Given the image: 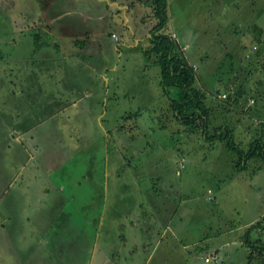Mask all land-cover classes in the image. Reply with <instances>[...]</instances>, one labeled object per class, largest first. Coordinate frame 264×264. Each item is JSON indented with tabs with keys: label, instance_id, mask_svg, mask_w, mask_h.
Returning <instances> with one entry per match:
<instances>
[{
	"label": "rangeland",
	"instance_id": "rangeland-1",
	"mask_svg": "<svg viewBox=\"0 0 264 264\" xmlns=\"http://www.w3.org/2000/svg\"><path fill=\"white\" fill-rule=\"evenodd\" d=\"M125 1L0 0V264H72L59 256L72 241L84 244L77 264H205L203 250L218 257L208 264H248L242 235L264 216V161L237 172L223 142L173 116L145 55L152 0ZM165 9L162 34L206 91L209 133L227 126L242 150L264 139V0ZM36 34L49 46L35 51ZM168 214L169 258H123V243ZM250 235L264 243V228Z\"/></svg>",
	"mask_w": 264,
	"mask_h": 264
},
{
	"label": "trees",
	"instance_id": "trees-1",
	"mask_svg": "<svg viewBox=\"0 0 264 264\" xmlns=\"http://www.w3.org/2000/svg\"><path fill=\"white\" fill-rule=\"evenodd\" d=\"M165 7L166 0H152L151 10L156 17V23L153 26L154 32H150L149 46L145 55L152 57L153 63L159 68V86L170 101L169 109L173 116L185 126L191 127L199 123L200 133L206 141L223 142L226 149L235 154L236 160L233 165L237 172L243 171L251 159L264 161V139H253L247 148L242 150L235 144L232 130L227 126H219L209 133L210 110L204 103L206 91L196 86L198 77L195 69L180 55L175 41L171 36L162 34V29L167 21ZM33 38L35 51L41 49L43 45H48L47 42L40 40L39 34ZM263 228L264 216L261 220L249 225L242 235L243 244L248 250V264L253 262L252 257L258 264H264V243L259 239L252 240L250 235L252 231H260Z\"/></svg>",
	"mask_w": 264,
	"mask_h": 264
},
{
	"label": "crops",
	"instance_id": "crops-1",
	"mask_svg": "<svg viewBox=\"0 0 264 264\" xmlns=\"http://www.w3.org/2000/svg\"><path fill=\"white\" fill-rule=\"evenodd\" d=\"M116 1L117 0H109V4H113L117 8H123L124 10H128L129 9L128 1L121 2V3L120 2H116ZM136 42H138L137 39H136ZM57 47H58V45H57ZM254 177H255V175L253 176V178ZM162 210H164V212H166L165 208L162 209ZM157 211H161V208H159ZM167 218H168L167 222H165L163 220H160L162 222V223H160V222L156 221V216H153L152 219H154V220H151L149 222V224H145V227L147 228L146 232H148L147 236H144V238L140 239L139 242H134L133 244H134L135 247L132 246L130 249H128L127 247L125 248L126 244L123 243L121 245V247H120V250H121L120 254H123V256H124L123 258H128L129 257V258L134 259V256H133L134 252L138 251V250H141L143 252V254H144L143 255V260H145V258H144V256H146L145 251L147 252V254H149V252L151 254L153 252V250L156 249V248H163L164 251H165V248H166V251H167L168 254H163V257L166 256V257L169 258L170 257L169 253L172 250L171 244H173V240L176 239V241H177V238H176L175 235H171V232H170V230H171L170 229V225L171 224H170V220H169V219H171V217H170L169 214H168ZM179 221H181V220H179ZM251 224H253V223H251ZM161 226L164 227V229L162 230L163 231L162 234H161L160 231L156 230V229H158ZM132 232H134V231H133L132 227L129 226V233H132ZM129 237H131V235H129ZM62 239H63V241H65V240L68 239V237L66 236V237H64ZM49 242H50V240L47 241V244ZM68 243H69V246H68L67 254H64L62 250H59V256L61 258H67V259L70 258V261H72V264H77V261H78L77 258H78V256L80 257V255H78V254H80L83 251L82 246H84V244L81 243V242H77L76 243V241H72L71 243L70 242H68ZM47 247H48V249L50 251V256H51V249H50L49 246H47ZM149 247H150V250H149ZM30 248L36 250V249H38V246L34 244V245L30 246ZM25 250L26 249H22L21 248L19 252L25 253ZM174 250H180V247L176 246V247H174ZM185 251L186 250H183V253H182L184 256H185ZM203 252H204V250L201 251L200 253L199 252L196 253L194 255V257L198 258V259L200 258V262L201 263L202 262L205 263V264L210 263L211 261L208 262V263L203 261L204 257L208 256L207 255L208 253H203ZM120 254L117 255V258L120 257ZM213 255H216V253L213 254ZM59 256L56 254L53 259L59 258ZM113 258H116V257L113 256ZM146 258L148 259L149 255ZM24 259H25V261H24L25 264H41L39 262V260L37 259V257H35V256L29 257L28 255H26ZM144 262L145 261H143L142 264H145ZM44 264H59V263H54L52 261V259H51L50 262L46 261ZM84 264H88V263L84 262ZM132 264H140V262H132ZM162 264H165V263L163 262Z\"/></svg>",
	"mask_w": 264,
	"mask_h": 264
},
{
	"label": "built area",
	"instance_id": "built-area-1",
	"mask_svg": "<svg viewBox=\"0 0 264 264\" xmlns=\"http://www.w3.org/2000/svg\"><path fill=\"white\" fill-rule=\"evenodd\" d=\"M172 36H173V35H172ZM222 97L225 98L226 95L223 94ZM217 258H218V257H217L216 255H208V256L204 257L203 261L207 263V262H210V261H214V260H216Z\"/></svg>",
	"mask_w": 264,
	"mask_h": 264
}]
</instances>
